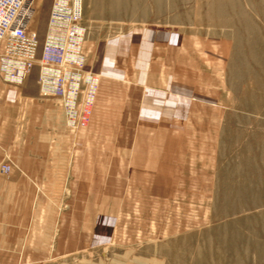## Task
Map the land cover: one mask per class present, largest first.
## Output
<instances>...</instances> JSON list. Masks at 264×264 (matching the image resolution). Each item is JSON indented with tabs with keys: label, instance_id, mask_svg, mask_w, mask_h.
Returning a JSON list of instances; mask_svg holds the SVG:
<instances>
[{
	"label": "rangeland",
	"instance_id": "374dc122",
	"mask_svg": "<svg viewBox=\"0 0 264 264\" xmlns=\"http://www.w3.org/2000/svg\"><path fill=\"white\" fill-rule=\"evenodd\" d=\"M51 3H34L40 43ZM82 23L86 68L102 76L94 142L110 145L112 164L125 153L128 169L96 200L105 237L48 264H264V0H82ZM148 94L194 108H174L188 117V133L159 128L143 136L152 146L142 153L144 119L128 117L125 127L112 115L120 99L138 97L140 108ZM170 141L178 158L166 168ZM147 154L159 156L156 167ZM138 159L139 174L174 180H134Z\"/></svg>",
	"mask_w": 264,
	"mask_h": 264
},
{
	"label": "crops",
	"instance_id": "0c3cea01",
	"mask_svg": "<svg viewBox=\"0 0 264 264\" xmlns=\"http://www.w3.org/2000/svg\"><path fill=\"white\" fill-rule=\"evenodd\" d=\"M141 50L145 54L153 51L150 43L144 44ZM97 75L89 121L77 135L67 128L60 102L39 94L37 73L32 72L20 85L5 81L0 73V166L5 163L11 166L8 173L0 174V264L63 261L93 246L100 235L104 238L99 232L110 230L103 217L96 222V214L105 215L102 210L96 211V200L103 199L105 193L109 195L101 186L126 178L128 165L125 153L112 164L110 145L94 142L96 127L91 121L103 102L98 96L102 76ZM137 98L135 101L131 95L120 99L116 115L112 117L124 119L125 127L128 117L140 115L144 119L136 131L141 143L137 147H142V153L152 146L143 136L157 135L159 128H164L168 135L188 133L185 124L188 117L174 112V108L194 106L181 99L168 100L148 94L137 108ZM178 118H181L179 126L169 130V120ZM176 145V141L163 145L166 153L160 158L162 166L168 168L178 158ZM143 157L147 167L158 165L159 156ZM132 165L136 181L155 184L174 180V177L169 180L139 174L138 168L142 166L139 159ZM154 188H149L150 193L157 192Z\"/></svg>",
	"mask_w": 264,
	"mask_h": 264
},
{
	"label": "built area",
	"instance_id": "2783aa9c",
	"mask_svg": "<svg viewBox=\"0 0 264 264\" xmlns=\"http://www.w3.org/2000/svg\"><path fill=\"white\" fill-rule=\"evenodd\" d=\"M35 0H0V72L4 80L22 83L37 64L39 94L60 102L73 134L84 130L94 103L98 75L86 68V27L82 0H52L43 40L31 22ZM10 171L8 164L0 173Z\"/></svg>",
	"mask_w": 264,
	"mask_h": 264
}]
</instances>
